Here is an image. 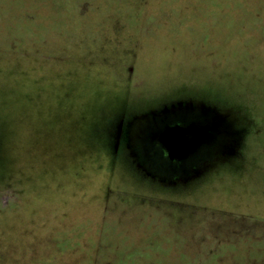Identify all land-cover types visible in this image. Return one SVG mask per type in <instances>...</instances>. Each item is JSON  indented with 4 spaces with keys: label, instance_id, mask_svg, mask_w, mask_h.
<instances>
[{
    "label": "rangeland",
    "instance_id": "obj_1",
    "mask_svg": "<svg viewBox=\"0 0 264 264\" xmlns=\"http://www.w3.org/2000/svg\"><path fill=\"white\" fill-rule=\"evenodd\" d=\"M187 99L242 131L165 185L116 135ZM0 264H264V0H0Z\"/></svg>",
    "mask_w": 264,
    "mask_h": 264
},
{
    "label": "flooded vegetation",
    "instance_id": "obj_2",
    "mask_svg": "<svg viewBox=\"0 0 264 264\" xmlns=\"http://www.w3.org/2000/svg\"><path fill=\"white\" fill-rule=\"evenodd\" d=\"M126 121L121 124L115 144H124L136 167L165 185L184 183L200 175L210 163L209 154L214 158H221L222 155L228 158L238 145L236 138L240 131L234 129L229 115L203 102L196 103L188 99L175 101ZM174 127L181 130L192 128L193 133L201 129L204 131L203 136L196 139L182 158L171 156L170 151L159 141L161 134ZM190 136L194 137L195 134ZM205 151L210 153L207 155ZM155 157L160 159L161 165L153 164Z\"/></svg>",
    "mask_w": 264,
    "mask_h": 264
},
{
    "label": "water",
    "instance_id": "obj_3",
    "mask_svg": "<svg viewBox=\"0 0 264 264\" xmlns=\"http://www.w3.org/2000/svg\"><path fill=\"white\" fill-rule=\"evenodd\" d=\"M176 106H179L176 105ZM204 131L197 130V133L192 132V128L181 130L179 127L169 128V130L160 135L159 141L170 151L171 156H179L180 158L186 155V152L193 146L196 139L201 138ZM190 134H195L191 137ZM189 143V144H187ZM188 145V146H187Z\"/></svg>",
    "mask_w": 264,
    "mask_h": 264
},
{
    "label": "trees",
    "instance_id": "obj_4",
    "mask_svg": "<svg viewBox=\"0 0 264 264\" xmlns=\"http://www.w3.org/2000/svg\"><path fill=\"white\" fill-rule=\"evenodd\" d=\"M43 42H38L36 45L37 46H45V47H49V43L47 42V43H45V44H42ZM234 129L236 130V131H242V129H240V127L238 126V123L235 121L234 122ZM239 137H240V135H239Z\"/></svg>",
    "mask_w": 264,
    "mask_h": 264
}]
</instances>
